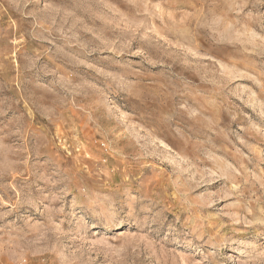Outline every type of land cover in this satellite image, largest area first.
<instances>
[{"label":"rangeland","instance_id":"1","mask_svg":"<svg viewBox=\"0 0 264 264\" xmlns=\"http://www.w3.org/2000/svg\"><path fill=\"white\" fill-rule=\"evenodd\" d=\"M0 264H264V0H0Z\"/></svg>","mask_w":264,"mask_h":264}]
</instances>
